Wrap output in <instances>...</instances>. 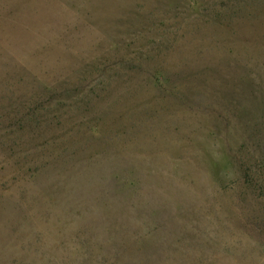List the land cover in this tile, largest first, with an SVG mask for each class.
Returning <instances> with one entry per match:
<instances>
[{
  "label": "rangeland",
  "instance_id": "1",
  "mask_svg": "<svg viewBox=\"0 0 264 264\" xmlns=\"http://www.w3.org/2000/svg\"><path fill=\"white\" fill-rule=\"evenodd\" d=\"M0 264H264V0H0Z\"/></svg>",
  "mask_w": 264,
  "mask_h": 264
}]
</instances>
